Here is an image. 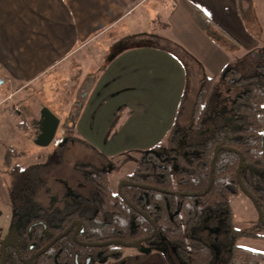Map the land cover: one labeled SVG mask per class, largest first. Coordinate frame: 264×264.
Instances as JSON below:
<instances>
[{
  "label": "crops",
  "instance_id": "0c3cea01",
  "mask_svg": "<svg viewBox=\"0 0 264 264\" xmlns=\"http://www.w3.org/2000/svg\"><path fill=\"white\" fill-rule=\"evenodd\" d=\"M255 7L261 11L262 5L254 0H0V77L6 78L0 113L7 118V112L17 113L8 120H21L33 137L35 120L54 113L59 126L74 120L81 140L107 159L139 154L163 143L175 121L190 115L191 90L180 107L193 73L199 79L218 76L230 62L237 65L238 57L208 34L201 20H211L212 31L237 52L247 51L253 72L262 63L264 42L254 34L259 26L246 21ZM59 76L69 81L71 94L68 100L57 97L52 106L33 89L41 80L56 87ZM36 104L42 105L39 116ZM63 108L65 119L57 112ZM8 148L0 149V165ZM151 247L105 264H170L165 246Z\"/></svg>",
  "mask_w": 264,
  "mask_h": 264
},
{
  "label": "trees",
  "instance_id": "16d2710c",
  "mask_svg": "<svg viewBox=\"0 0 264 264\" xmlns=\"http://www.w3.org/2000/svg\"><path fill=\"white\" fill-rule=\"evenodd\" d=\"M198 12L205 17L201 10ZM210 25L211 20L208 18L201 20V27L208 34L213 33ZM233 62L218 76L204 75L201 78L191 113L193 139L184 144L182 150L176 148L185 134L179 120H176L166 141L143 151L137 168L122 178L167 191L197 195H178L138 186H124L120 194L110 186L106 169L91 162L76 164L93 190L86 195H79L75 202L68 203L65 208L54 209L52 213L40 207L36 213L22 214L20 218L23 223L18 230L21 256L28 258L39 251L74 219L84 222L85 230L81 238L96 242L108 239L134 241L149 236L153 231V220L158 227L157 233L147 243L165 246L170 264H213L216 250L199 233L211 217L224 211L227 218L222 233L226 239H231V243L221 264H264L263 251L237 244L243 238L264 239L262 234L234 225L231 202L234 195L242 191L237 179L240 162L238 152L226 149L218 152L213 183L204 193L210 182L215 147H232L244 155L241 180L258 199L264 213V63L257 66L254 74L243 75ZM223 80L241 89L230 104L234 124L219 121L217 116L210 115L218 100L217 89ZM187 95L188 88L180 109ZM13 154L14 150L8 148L3 166L10 164ZM37 167L35 164L26 167L15 164L9 172L12 178L9 194L15 203H25L33 193ZM51 217L56 219L54 223L57 224L54 226L51 225ZM38 220L47 224V231H44L40 222L37 223ZM74 248L72 237L65 236L33 262L24 263L19 259L16 248L8 247L6 264H70ZM118 249L114 245L103 247L101 250L105 256L98 262L122 258L123 253ZM171 249L176 263L168 253Z\"/></svg>",
  "mask_w": 264,
  "mask_h": 264
},
{
  "label": "rangeland",
  "instance_id": "374dc122",
  "mask_svg": "<svg viewBox=\"0 0 264 264\" xmlns=\"http://www.w3.org/2000/svg\"><path fill=\"white\" fill-rule=\"evenodd\" d=\"M254 3H256L257 6L262 5L260 8L261 11H258V7H255V12L246 17V21L250 25L253 20H256L259 28L254 30V34L259 40L264 42L262 40L264 39V0H254ZM213 34L222 42L221 46L223 48L226 50L228 49L227 51L230 50L235 57H238L237 65L234 67H236L241 74L252 75L257 71L256 68L253 72L251 56L247 55V51L240 49V51L237 52L235 50L237 46L234 44L229 46V40L225 36L217 31H213ZM210 35L212 36V34ZM232 48H234V51L231 50ZM261 48L264 50V43ZM262 63H264V59ZM194 71L195 70H192V72ZM193 75L194 77L192 82L189 83L190 88L188 90H191L194 103L195 94L200 87V80L202 77L199 79L200 74H197V72L193 73ZM3 79L6 78L4 77ZM64 80V77L59 76L56 87L50 86L46 81L41 80V82L34 86L33 90L36 92L37 96L45 98L48 102L50 101L49 103L52 106H55L54 101L58 100L56 99L57 97H63L67 100L70 97L71 92L68 89L71 88V85L68 84L69 81L67 82ZM5 87L6 85H0V92L5 90ZM240 90L241 89L232 82L223 80L217 89L216 98L218 100L210 111L211 117L217 116L216 118L219 121L234 124L230 112V104ZM6 92L7 90L3 92V95H5ZM7 106L9 110L11 108L13 109L11 103ZM41 106V104H36L34 106L37 116H39L38 112H40ZM193 106L194 104L190 110V115H188L189 118H187V115V117L184 115V117L179 120V124L184 128L185 134L176 144L178 150H182L184 144L193 139L190 128ZM71 107L72 105L70 108ZM57 112L65 119L67 113L64 108L57 110ZM6 115L8 118H11L10 115H13L15 119L19 116L17 113L9 112H7ZM207 117L209 116L207 115ZM8 118L3 111L0 113V149L1 147L9 146V148L14 150L10 164L6 165V167L0 165V237L8 231V225L11 224L13 226L14 222L20 218L24 212L34 213L37 212L40 207L49 210L55 208L62 209L68 203L75 202L78 195H86L90 190H93L92 185L82 175V171L78 169L76 164L91 162L100 168L106 169L109 174L110 186L116 190L120 184L121 178L131 174L137 168L141 156L144 153L141 152L133 156L107 159L81 140L78 133L74 130V120H61V124L57 129L53 141L47 146H42L37 144L35 140V137H37L36 135H38L37 128L34 129L35 137H33V129L31 127L28 129L25 125H20V122H22L21 120H8ZM208 120L211 119L208 118ZM15 164L21 167L34 164L36 167L38 166L34 174L35 189L25 203H15L8 192L12 180L9 172ZM231 204L235 216L234 225L237 228L264 235V223L259 218L255 204L244 192L239 191L235 194ZM226 218L227 215L224 211L218 213L208 220L199 233V236L204 237L216 250L217 255L213 264H221V259L226 255L227 247L231 243V239H226L222 233V228H224L226 224ZM237 244L252 250L264 252V239L243 238L239 239ZM151 246L160 247L144 242L139 248L122 247L118 250L120 253H125L137 249L152 248ZM172 247L174 248V246ZM172 249L169 250L168 253L176 263V258L173 255L174 252Z\"/></svg>",
  "mask_w": 264,
  "mask_h": 264
},
{
  "label": "water",
  "instance_id": "95a60500",
  "mask_svg": "<svg viewBox=\"0 0 264 264\" xmlns=\"http://www.w3.org/2000/svg\"><path fill=\"white\" fill-rule=\"evenodd\" d=\"M4 83V79L2 77H0V85H2ZM43 116L48 119L49 123L46 124V126L42 129V131L37 135L36 137V143L42 146H47L49 145L53 139L55 138V135L57 133V129L59 126V118L54 114V113H47V111L43 114ZM222 149H226V150H231V151H235L238 152L240 155V162H239V166L237 169V179L239 181V184L241 186L242 191L253 201V203L256 206L258 215L260 220L264 223V213L262 211V208L259 204L258 199L246 188V186L243 184L242 180H241V176H240V172L242 170V168L245 166V158L244 155L239 152L238 150L232 148V147H228V146H221V145H217L215 147V151H214V158L212 160V169H211V176H210V182L208 185L207 190L204 192L206 193L210 188L211 185L213 183V172H214V163L215 160L217 158L218 152ZM124 186H138V187H142L145 189H153V190H158V191H163L166 193H173V194H178V195H197V193H181V192H172V191H167V190H163L160 189L156 186H152V185H147V184H139V183H135L132 182L130 180H126L123 179L120 181L119 184V192L122 194V188ZM203 193V194H204ZM143 213V212H142ZM143 215L145 217H147V215L145 213H143ZM148 218V217H147ZM151 223L153 225V231L149 236L140 238L138 240L135 241H131V242H127L124 240H120V239H111V240H107V241H103V242H83L84 245L87 246H99V247H103V246H108V245H117V246H124V247H134V248H138L141 246L142 243L147 242L151 239H153L157 233V225L156 223L151 220ZM22 224V218L19 219V221L12 227L11 231L7 234V236L4 238L2 244H1V259H0V264H6V250L8 247H14L17 250L19 259L21 261H23L24 263H31L34 261L35 258H37L39 255H41L45 250H47L49 247H51L56 241H58L61 237H63L64 235H66L73 227L70 226L65 232L59 234L58 236H56L54 239H52L46 246H44L41 250H39L37 253L33 254L32 256H30L29 258H22L21 257V253H20V249L18 248V242H19V235H18V230L20 228ZM79 230H83V224L82 223H78V228L76 229L75 232V238L77 239V233ZM86 264H89L88 262Z\"/></svg>",
  "mask_w": 264,
  "mask_h": 264
},
{
  "label": "flooded vegetation",
  "instance_id": "af4514ba",
  "mask_svg": "<svg viewBox=\"0 0 264 264\" xmlns=\"http://www.w3.org/2000/svg\"><path fill=\"white\" fill-rule=\"evenodd\" d=\"M38 122V123H37ZM35 123H36V125H37V127H38V134H39V132L40 131H42V129L46 126V124H48L49 123V121H48V119H46L43 115H42V117L40 116V118L38 119V120H35ZM121 180H123L122 178H121ZM120 180V181H121ZM126 180H128V179H126ZM114 190V189H113ZM118 190V192H119V186H118V188L115 190V191H117ZM120 193V192H119ZM121 194V193H120ZM79 196V195H78ZM66 207V205L64 206V208ZM47 209V208H46ZM56 209V208H55ZM54 210V209H53ZM53 210H49L50 211V213H52V211ZM38 211H39V209H38ZM27 213H29V212H24L23 214H27ZM34 213H36V212H34ZM19 219L20 218H18V221H19ZM56 219H54V217H51L50 218V221H51V225L52 226H54L55 224H57V223H54V221H55ZM17 221V222H18ZM16 222V223H17ZM41 223L40 225H42V227H43V229H44V231H47L48 230V226H47V224L43 221V220H38V222L37 223ZM82 223L83 224V230H79L78 231V233H77V239L75 238V232H76V229L78 228V223ZM15 223V224H16ZM22 223H23V220H22ZM14 224V225H15ZM13 225V226H14ZM22 225V224H21ZM73 225V227H72V229L66 234V235H64L63 237H65V236H71L72 237V240H73V242L75 243V248H74V250H75V252L73 253V256H72V259H71V263L70 264H86L87 262L89 263V264H105V263H108V262H112V261H116V260H112V261H107V262H98L99 260H103L102 258L105 256V255H103V251L101 250L103 247H107V246H103V247H99V246H87V245H84L83 244V242H96V241H87V240H83L82 238H81V234L84 232V230H85V225H84V222L82 221V220H80V219H74V220H72L71 222H70V224L64 229V230H62L61 232H59L56 236H58L59 234H61V233H63V232H65L70 226H72ZM12 226V227H13ZM12 229V228H11ZM55 236V237H56ZM54 237V238H55ZM63 237H61V238H63ZM146 237V236H145ZM53 238V239H54ZM60 238V239H61ZM59 239V240H60ZM58 240V241H59ZM108 240H111V239H108ZM120 240H122V239H120ZM152 240V239H151ZM58 241H56L55 243H57ZM104 241H107V240H104ZM135 241V240H134ZM150 241V240H149ZM100 242H103V241H100ZM127 242H131V241H127ZM148 242V241H147ZM49 243V242H48ZM47 243V244H48ZM54 243V244H55ZM2 244V243H1ZM1 244H0V249H1ZM46 244V245H47ZM53 244V245H54ZM143 244V243H142ZM141 244V245H142ZM45 245V246H46ZM112 245H114V244H112ZM112 245H108V246H112ZM114 246H116V247H119V248H122V247H124V246H117V245H114ZM161 246H163V245H161ZM44 247V246H43ZM50 248V247H49ZM48 248V249H49ZM139 248V247H138ZM42 249V248H41ZM40 249V250H41ZM38 252V251H37ZM37 252H35V253H37ZM34 253V254H35ZM1 254H2V251H1ZM32 256V255H31ZM40 256V255H39ZM19 257V256H18ZM22 257V256H21ZM123 257V256H122ZM23 258V257H22ZM29 258V257H28ZM36 259V258H35ZM34 259V260H35ZM118 260V259H117ZM66 264H69V263H66Z\"/></svg>",
  "mask_w": 264,
  "mask_h": 264
},
{
  "label": "built area",
  "instance_id": "2783aa9c",
  "mask_svg": "<svg viewBox=\"0 0 264 264\" xmlns=\"http://www.w3.org/2000/svg\"><path fill=\"white\" fill-rule=\"evenodd\" d=\"M17 109H19V106H16Z\"/></svg>",
  "mask_w": 264,
  "mask_h": 264
}]
</instances>
